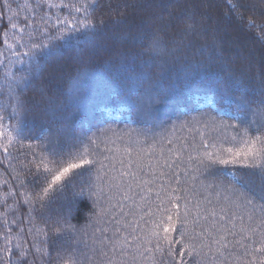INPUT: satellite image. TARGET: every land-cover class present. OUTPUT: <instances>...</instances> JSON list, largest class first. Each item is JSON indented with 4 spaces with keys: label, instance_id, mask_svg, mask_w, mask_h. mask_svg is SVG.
Segmentation results:
<instances>
[{
    "label": "snow or ice",
    "instance_id": "1",
    "mask_svg": "<svg viewBox=\"0 0 264 264\" xmlns=\"http://www.w3.org/2000/svg\"><path fill=\"white\" fill-rule=\"evenodd\" d=\"M45 5L69 10L68 15L57 18L51 26L54 36L47 27L51 19L47 11H41L33 32L29 33L30 37L38 35L40 41L30 43L26 52L15 51L16 44L24 47L22 37L16 44H10L7 32L4 33L3 44L12 49L16 63H27L25 75L17 77L10 68L7 70L15 83L9 81V88L0 94L10 97V105L5 103L0 108V149L9 158L14 139L20 148L25 147L22 138L30 112L39 110L51 121L72 118L68 105L78 99V88L70 87L67 99L57 100L43 84H34L44 70L43 58L55 52L56 45L50 41L76 40L91 46L104 23L92 18L100 6L99 0L78 3L60 0L59 5L52 0H36L35 9L43 10ZM5 6L10 7L7 0ZM229 8L244 21L237 4L229 0ZM36 15L34 11L33 17ZM25 21L26 27H33L32 19L25 17ZM123 22V19L116 21ZM247 25L264 32V23L255 19L249 18ZM10 27L16 29L17 24L10 23ZM186 29L195 31V25L188 24ZM24 30L19 28L21 33ZM260 38L264 39V35ZM151 51L160 55L158 40L153 42ZM23 57H28V61ZM86 75L84 70L74 80L82 81ZM145 79H149L146 74L130 73L126 83L118 78L113 83L138 113L150 117L153 102H159L169 89L162 88L159 77L148 84L143 82ZM30 89L33 94L28 96ZM240 91L239 97H233L227 88L219 90L223 102L220 120L202 112L200 117L185 120L179 126L173 124L169 137L153 139L152 143L138 137L133 139L131 132L124 140V136L112 129L98 130L91 136L71 134L63 139L52 138L51 129H43L37 137L43 143L27 144L32 159L24 165L32 176L30 183L38 189L33 204L39 202L44 207L88 172L94 176V183L88 187L99 206L88 264H148L149 261L150 264H264V98L252 107L244 95L246 87ZM133 97H139V102ZM9 106L18 138L11 131L5 138L2 113ZM249 112L251 120L247 116ZM119 141H124L122 149ZM112 145L116 146L115 151ZM216 173L231 183L216 180ZM208 175L213 176L214 182L205 183L202 178ZM69 227L64 223L53 227L51 233H61ZM11 231L8 228L3 234L5 244L0 248V264H11L14 254L9 247ZM27 256L21 249L18 264H26L19 257ZM56 264L77 262L71 253L64 258L58 251Z\"/></svg>",
    "mask_w": 264,
    "mask_h": 264
},
{
    "label": "trees",
    "instance_id": "2",
    "mask_svg": "<svg viewBox=\"0 0 264 264\" xmlns=\"http://www.w3.org/2000/svg\"><path fill=\"white\" fill-rule=\"evenodd\" d=\"M78 2L64 0V3ZM231 2L239 6L244 21L231 11L229 0H99L100 6L92 18L104 23L94 45L76 40L50 41L56 45L55 52L43 58L44 70L34 84H43L57 100L67 99L70 87L78 88L79 95L68 105L70 120L51 121L47 115L34 110L28 114L25 124L22 138L25 147L20 148L14 139L9 147L11 158L0 149V248L5 244L3 234L11 228L9 247L14 253L11 264H18L21 249L28 253L27 258L19 257L26 264H56L58 251L64 258L71 253L77 264H88L92 255L89 248L99 212L97 198L88 187L94 183V176L85 172L74 181V186L55 195L44 207L39 202L33 204L38 189L30 183L32 176L24 165L32 159L27 144L43 143L37 139L43 129L50 128V136L60 139L71 134L91 136L98 130L112 129L124 136V140L131 132L133 139L138 137L152 143L153 139L169 137L173 124L179 126L185 120L200 117L202 112L220 120L223 102L219 90L222 88L231 91L233 97H239L240 88L246 87L244 95L252 107L264 98V39L260 38L264 32L247 25L249 18L264 23V0ZM35 3L36 0H7L10 7H6L5 0H0V53H3L0 56L3 61L0 63V94L6 92L12 81L7 74L9 68L17 77L25 75L27 68V63H16L12 49L3 44L4 33L7 32L10 44H16L22 37L24 47L16 44L15 51L24 53L30 43L40 41L38 35L30 37L29 33L33 32L41 11L50 13L47 27L52 36L55 30L51 26L55 20L69 14V10L59 6L48 8L45 5L43 10H38ZM52 3L59 5L60 0H52ZM25 17L33 20V27L25 26ZM120 19L125 22L116 23ZM10 23H16L17 28H11ZM188 24L195 25V31L187 30ZM21 27L25 28L23 33L19 32ZM156 40L161 46L158 56L151 51ZM23 59L28 61L29 58ZM84 70H87L86 77L75 81L74 77ZM130 73L146 74L149 79L143 81L145 84L159 77L162 88L169 89L159 102H153L150 117L138 113L113 83L114 78L126 83ZM32 94L30 89L27 95ZM133 99L139 102L140 98ZM5 103L10 105V97L0 96V108ZM10 112L9 106L2 113L5 138L8 131L18 138L16 122ZM247 116L252 119V113ZM58 128L63 130L58 131ZM118 143L122 149L124 141ZM112 148L116 150L115 145ZM215 176L216 180L231 183L219 173ZM202 179L205 183L214 182L211 175ZM13 220L17 223H11ZM57 220L61 223L54 224ZM64 223L70 226L67 230L51 233L53 227ZM45 232L50 235L46 237ZM85 232L87 236L83 235Z\"/></svg>",
    "mask_w": 264,
    "mask_h": 264
}]
</instances>
